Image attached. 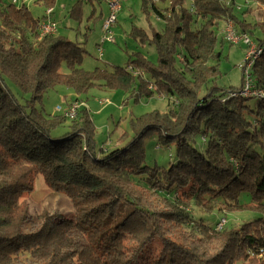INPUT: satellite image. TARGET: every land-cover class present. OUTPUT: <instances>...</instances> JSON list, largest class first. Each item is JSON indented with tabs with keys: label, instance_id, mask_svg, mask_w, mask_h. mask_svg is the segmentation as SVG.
I'll list each match as a JSON object with an SVG mask.
<instances>
[{
	"label": "trees",
	"instance_id": "trees-1",
	"mask_svg": "<svg viewBox=\"0 0 264 264\" xmlns=\"http://www.w3.org/2000/svg\"><path fill=\"white\" fill-rule=\"evenodd\" d=\"M237 1L143 0L164 27L152 36L133 27L130 35L155 47L157 63L133 52L125 67L88 71L82 67L87 54L82 43L60 34L40 39L45 15L36 19L25 4L0 0V264H259L264 40L256 43L262 52L251 69L259 95L239 94L244 77L240 89L227 91L217 83L222 56L217 30L227 21L248 34L254 28L235 15ZM55 2L34 0L46 11H53ZM81 4L74 5L72 18L80 19ZM6 80L30 99L21 104ZM57 86L79 96L93 88L120 89L137 102L171 97L175 105L136 118L127 144L97 153L86 106L70 120L68 132L53 136L68 118L36 105ZM155 133L161 146L176 147V162L168 168L146 164L144 141ZM39 175L69 197L74 219L57 211L31 215L21 198L33 191ZM244 194L249 204H241ZM193 205L206 212L249 209L263 216L218 230L195 221Z\"/></svg>",
	"mask_w": 264,
	"mask_h": 264
},
{
	"label": "rangeland",
	"instance_id": "rangeland-1",
	"mask_svg": "<svg viewBox=\"0 0 264 264\" xmlns=\"http://www.w3.org/2000/svg\"><path fill=\"white\" fill-rule=\"evenodd\" d=\"M14 0H4L5 3H13ZM82 1V14L80 19L71 17L70 12L74 5ZM160 8H166L168 3L163 4L155 1ZM17 6L26 5L34 18H42L46 15L44 6H38L34 0H17ZM188 2L187 6H190ZM110 6L105 0H56L53 7L52 20L56 23L58 34L71 41L82 43L86 50L82 67L92 71L96 68H112L115 66L125 67L134 58L133 52H141L154 64L158 56L156 49L150 42H136L130 35L133 27L143 28L149 36L153 31H161L164 22L152 11L151 6L147 8L143 0H125L116 16V23L111 27V33L106 34L104 25L110 17ZM235 15L241 21L254 26L251 33H245L232 22L234 30L238 35H248L250 41L255 45L259 40H264V5L257 4L253 0H238L235 6ZM46 18V16H44ZM43 21V20H42ZM227 22H224L217 30L219 36L218 50L222 56L219 61L221 77L217 80L218 86L225 90L240 89L243 84L244 71L242 67L246 64V58L251 46L240 42L232 44L229 41L222 43L223 30ZM111 40H103L105 38ZM102 51V54H101ZM7 85L14 97L24 104L30 99V95L24 94L10 81ZM205 94V90L201 95ZM256 95L251 94L249 96ZM80 100H77V99ZM84 102L91 112L95 127V150L97 153L104 149L113 151L127 144L133 137L131 123L136 118L145 114L159 111L164 113L174 108V98L154 96L151 99L143 98L138 102L124 90H110L93 88L86 95L79 96L73 90L65 86H57L44 94L42 103H37L38 109L51 116L61 115L73 102ZM71 102V103H69ZM69 103V104H68ZM72 105V104H71ZM61 108V111H58ZM59 128L53 133L59 137L68 132V124ZM201 144V139H198ZM199 144V148H200ZM146 151V164L154 167L168 168L176 162V147H163L159 144V134L155 133L144 141ZM171 155L173 157H171ZM21 201L29 204L30 213L35 218L43 211L60 212L68 219H74L75 210L68 196L53 191L39 175L35 180L34 189L31 193L25 194ZM243 205L250 203V196L244 194L240 197ZM193 219L202 220L206 225L216 228L222 220H226L225 228L237 229L243 224L262 218V213L256 210L227 211L216 210L206 212L193 205L191 207ZM263 256H259V264H264Z\"/></svg>",
	"mask_w": 264,
	"mask_h": 264
},
{
	"label": "built area",
	"instance_id": "built-area-1",
	"mask_svg": "<svg viewBox=\"0 0 264 264\" xmlns=\"http://www.w3.org/2000/svg\"><path fill=\"white\" fill-rule=\"evenodd\" d=\"M108 2L110 6V17L106 21L104 25V29L106 31V34L111 33V27L116 23V16L117 13L119 12L121 8V3L125 0H105ZM13 3H17V0H14ZM52 9H48L46 11V18L40 22V25L38 27V33L40 39H42L45 36H53L58 34V28L56 23L52 20ZM224 38L225 40L231 42L232 44H238L240 42H243L246 45L251 46V50L248 53V56L246 58V64L244 67H242V70L244 71L243 77H244V86L243 89L239 92L240 95L244 96H249L251 94H256L259 95L257 91L253 90V83H252V78H251V69L254 64V60L260 55L262 52V49L258 48L257 45H253L252 42L249 39V36L244 34V35H238L236 31L234 30V27L232 25V21H227V26L223 30ZM111 40L114 42V39L108 37L103 40ZM102 54V51H101ZM68 107V109L64 112V115L70 119L74 120L77 117V112L82 108V107H87L86 103L84 102H73L71 103ZM58 111H61V108H58ZM226 225V220L222 219L218 224H217V229L221 230L225 227Z\"/></svg>",
	"mask_w": 264,
	"mask_h": 264
},
{
	"label": "crops",
	"instance_id": "crops-1",
	"mask_svg": "<svg viewBox=\"0 0 264 264\" xmlns=\"http://www.w3.org/2000/svg\"><path fill=\"white\" fill-rule=\"evenodd\" d=\"M69 103H71V102H69ZM69 103H68V104H69Z\"/></svg>",
	"mask_w": 264,
	"mask_h": 264
}]
</instances>
